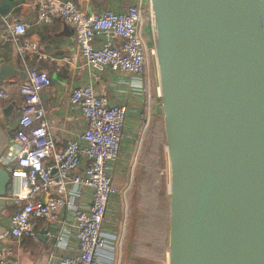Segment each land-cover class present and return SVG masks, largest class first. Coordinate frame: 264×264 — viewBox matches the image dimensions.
I'll return each mask as SVG.
<instances>
[{
  "label": "water",
  "instance_id": "water-1",
  "mask_svg": "<svg viewBox=\"0 0 264 264\" xmlns=\"http://www.w3.org/2000/svg\"><path fill=\"white\" fill-rule=\"evenodd\" d=\"M23 3L1 0L0 21ZM144 8L166 158L165 264H264V0ZM1 117L0 214L13 205Z\"/></svg>",
  "mask_w": 264,
  "mask_h": 264
},
{
  "label": "built area",
  "instance_id": "built-area-1",
  "mask_svg": "<svg viewBox=\"0 0 264 264\" xmlns=\"http://www.w3.org/2000/svg\"><path fill=\"white\" fill-rule=\"evenodd\" d=\"M29 3L36 8L37 24L59 17L72 27L78 52L94 78L107 69L135 78L147 74L143 3H132L124 11L93 13H82L74 0H27L25 4ZM2 19V44L15 45L23 57L38 54V41L29 36V24ZM23 61L26 77L16 85L23 105L11 126L8 158L13 166L10 196L15 210L8 218L6 234L14 240L35 238L41 220H54L59 209L66 210L71 219L65 223L69 233L61 232L58 243L72 241L74 250L57 257L59 264H114L119 255L116 246L121 248L125 231L118 234L119 212L114 210L108 220L107 216L117 194L112 171L120 155L127 109L97 96L90 84L73 89L69 101L79 108L85 127L58 152L40 99L51 79ZM11 99L0 88V106ZM0 264L21 263L5 256L0 247Z\"/></svg>",
  "mask_w": 264,
  "mask_h": 264
},
{
  "label": "crops",
  "instance_id": "crops-1",
  "mask_svg": "<svg viewBox=\"0 0 264 264\" xmlns=\"http://www.w3.org/2000/svg\"><path fill=\"white\" fill-rule=\"evenodd\" d=\"M26 1L23 0L24 3L15 8L6 20L17 19L29 24V36L38 41V54L23 57L15 45L0 42V68H4L2 72L5 75L0 88H4L12 96L7 104L0 106V117L2 110L10 102H15L12 115L7 119L1 117V128L9 136V143L2 155L3 164L11 166L8 161L12 146L11 126L20 116L23 105V97L18 93L16 86L24 80L23 75L26 77L27 67L23 58L27 61V66L35 67L51 79V85L42 92L40 99L51 127V138L56 143L58 152L63 149L66 141L85 127V120L79 108L69 101L71 91L80 86L92 85L97 96H105L110 104H123L127 109L121 136L120 155L112 171L113 185L117 194L108 209L107 220L111 219L114 210L117 213L124 210V197L130 194L137 174L142 179L150 171L149 166L157 168L162 154H165L155 77L152 73H147L143 78H135L107 69L97 73L98 78H94L78 52L72 27L59 17L49 23L37 24L36 8L30 3L25 4ZM74 1L80 6L82 13L104 10L124 11L132 3L144 4V0ZM143 32L145 35V29ZM116 43L119 45L120 41ZM49 163L53 161L50 160ZM165 170L166 160L163 166L154 170L152 174L153 179L162 180L164 186H166ZM14 210L15 206L9 205L0 214V247L5 256L15 257L21 264H59L57 257L73 252L72 241L58 243L61 232L69 233L65 223H70L71 219L66 210L59 209L54 220H41L35 238L18 240L9 238L6 234L9 227L8 218ZM161 216L165 221L166 236L165 239H161L163 253L159 255L157 261L161 260L160 263L165 264L163 257L167 245L168 204L167 208L161 211ZM118 234L123 235V231L119 229ZM126 235L127 231L124 239ZM116 252L118 254V249ZM117 260L118 258L114 264H117Z\"/></svg>",
  "mask_w": 264,
  "mask_h": 264
},
{
  "label": "rangeland",
  "instance_id": "rangeland-1",
  "mask_svg": "<svg viewBox=\"0 0 264 264\" xmlns=\"http://www.w3.org/2000/svg\"><path fill=\"white\" fill-rule=\"evenodd\" d=\"M143 23L146 31L144 37L148 46L147 73L154 75V61L149 51L146 17ZM165 159L163 153L157 168L150 165V171L142 179L137 174L130 194L124 197V210L119 212L121 217L117 220L119 229L127 231V235L125 239L122 236L121 248L119 244L116 246L119 254L116 252L119 258L118 264H161V260L157 261V259L163 253L161 239H165L166 236L165 221L161 211L167 208V187L164 186L165 184L162 185V180L153 179L152 174L154 170L163 166ZM121 249H123L122 253ZM163 261L165 262V256Z\"/></svg>",
  "mask_w": 264,
  "mask_h": 264
}]
</instances>
